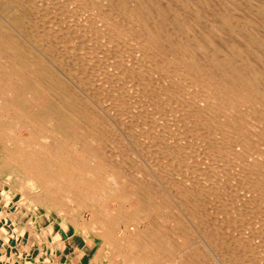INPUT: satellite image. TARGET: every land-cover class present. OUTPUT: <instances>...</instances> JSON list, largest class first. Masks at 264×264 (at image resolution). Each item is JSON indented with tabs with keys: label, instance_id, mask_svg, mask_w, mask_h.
I'll use <instances>...</instances> for the list:
<instances>
[{
	"label": "bare ground",
	"instance_id": "6f19581e",
	"mask_svg": "<svg viewBox=\"0 0 264 264\" xmlns=\"http://www.w3.org/2000/svg\"><path fill=\"white\" fill-rule=\"evenodd\" d=\"M0 178L42 256L264 264V0H0Z\"/></svg>",
	"mask_w": 264,
	"mask_h": 264
},
{
	"label": "clouds",
	"instance_id": "9594fccd",
	"mask_svg": "<svg viewBox=\"0 0 264 264\" xmlns=\"http://www.w3.org/2000/svg\"><path fill=\"white\" fill-rule=\"evenodd\" d=\"M11 174L7 175L4 179L6 182H10L12 180ZM25 186L32 191V192H38L39 188L38 186L32 181L27 180L24 182ZM24 189L18 188L15 193L11 190V188H5L3 183H0V198H2L3 207L6 209L8 206L12 203L13 198L16 196H19V199L17 200V203H20V201H27L26 209L30 212L33 209L31 207H28L32 202L27 200V197L23 194ZM59 215H63V213H58ZM9 217H12V223L15 225L16 220L12 216L11 213L5 215L2 211H0V219H4L5 223L8 222ZM27 224L29 226H32V221H28ZM27 231V228L22 227L17 229L16 227H13V234L18 232V235H13L8 232V230L2 226H0V240H2V244H0V264H16L17 260H23L24 255H31V249L33 247H43L44 241L41 239V235L47 237V235L43 234V230H41V234L35 235V239L33 241L38 243H30L23 246V250L17 253L16 251H9L10 248V241L13 239H22L24 237L25 232ZM50 235V233H49ZM56 236H59V233H56ZM53 243H55V240H53ZM90 247H95V242L93 245H90ZM67 246L64 247H56L51 249V256L47 257L45 259L44 264H51L52 260L54 259L56 261V264H59V257L56 255L57 251H59L60 254H64L66 251ZM87 255V253H84L83 255L78 256L75 260L71 262V264H79V261L83 260V258ZM37 264H39V256L36 258Z\"/></svg>",
	"mask_w": 264,
	"mask_h": 264
},
{
	"label": "rangeland",
	"instance_id": "374dc122",
	"mask_svg": "<svg viewBox=\"0 0 264 264\" xmlns=\"http://www.w3.org/2000/svg\"><path fill=\"white\" fill-rule=\"evenodd\" d=\"M133 150H135V148H133ZM3 180V178H0V181ZM5 188L7 189L8 187L5 186ZM11 190L13 191L14 193V190L11 188ZM16 192V190H15ZM19 196H16L15 198H13V202H17V200L19 199L18 198ZM2 202V198H0V203ZM27 203V201H24ZM24 203V204H26ZM1 211L5 214V213H8L9 211H13L17 214V216H15L16 218L19 217V214L20 213H23L24 211H26L25 209L23 208H18L16 210L14 209H9V208H4L3 207V204H1ZM42 213H48L50 212L49 210H46V209H42L41 210ZM29 212V211H28ZM31 212V211H30ZM0 224L3 225L5 224V220L4 219H0ZM41 230V229H40ZM45 230L47 231V228H45ZM52 235H49V240H50V245L48 246L49 247H52L53 246V242L51 241V237ZM24 242V239L23 240H17V239H13L12 241H10V248H9V251H16L17 253H19L20 251L23 250V244ZM30 243H38V242H35L31 239H28L27 243L26 244H30ZM0 244H2V240H0ZM64 244L67 246V249L65 251L64 254H60L62 255L64 258V261H66V263L68 264H71L70 260H75L78 256L80 255H83V245L80 243V244H74L73 242H70L69 240L67 239H64ZM42 253V248L40 246H37V247H33L31 249V255H30V260L32 262V264H37V261H36V258L37 256H39V263H41L42 261H45V258L48 257V253H45L44 256L41 255ZM26 255V254H25ZM25 255H24V259L23 260H17L16 264H26L25 262ZM34 260V261H33ZM93 260L91 258H87V260L84 262V264H89L91 263ZM53 264H56V261L53 260Z\"/></svg>",
	"mask_w": 264,
	"mask_h": 264
}]
</instances>
